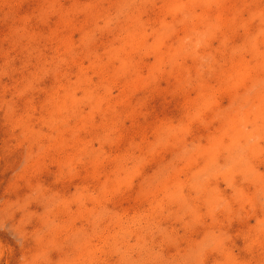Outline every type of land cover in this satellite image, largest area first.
Wrapping results in <instances>:
<instances>
[{
    "label": "clouds",
    "instance_id": "9594fccd",
    "mask_svg": "<svg viewBox=\"0 0 264 264\" xmlns=\"http://www.w3.org/2000/svg\"><path fill=\"white\" fill-rule=\"evenodd\" d=\"M0 264H264V0H0Z\"/></svg>",
    "mask_w": 264,
    "mask_h": 264
}]
</instances>
